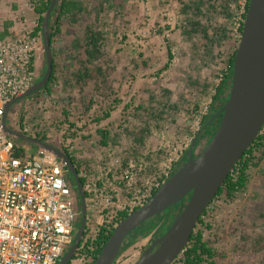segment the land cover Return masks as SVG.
Returning <instances> with one entry per match:
<instances>
[{
	"label": "rangeland",
	"instance_id": "obj_1",
	"mask_svg": "<svg viewBox=\"0 0 264 264\" xmlns=\"http://www.w3.org/2000/svg\"><path fill=\"white\" fill-rule=\"evenodd\" d=\"M38 1L0 0V12L3 15L1 19L9 15L8 18L12 22H19L23 17L29 19L38 16L33 9ZM72 1L75 5L71 11L61 15L60 29L53 36L50 46L55 63L52 81L47 89L41 88L13 102L5 116L6 125L18 132L23 125L33 134L35 130H41L46 142L60 149L66 148L74 157V165L78 170L82 169L90 175H98L99 171L102 172L107 166L118 170L124 167L129 159H133L145 164V169L138 177L148 176L159 170L149 168L154 159H161L164 166L171 149L184 148L200 129L201 122H194L191 117L189 124L174 121L164 123L162 134L158 136L153 133L149 127H155L157 124L148 123L144 118L150 106L147 102L154 100L147 99L149 93L143 95L142 92L141 97L139 90H136L139 82L142 84L140 80L143 78V85L153 91L161 89L165 78L167 79V65L164 64L169 62L171 54L173 62L179 59L178 55L176 56V37L180 31L178 25L180 20H187V10L182 6L194 0H150L159 4L153 7L149 0L150 3L147 4H144L143 0H110L114 2L112 5H108L107 0ZM228 1L195 0V3L203 8L199 7L198 15L207 22L209 30L219 27L224 33L225 43L221 39L219 48L222 53L225 46L226 59L238 45V38L232 30L233 11L228 8ZM58 2L55 6H58ZM87 27H92L101 39L98 42L100 56L93 59L86 70L90 77L75 75L76 77L67 79L71 70H77L76 74L85 73V65L81 64L80 60L85 59L86 55L80 43L77 44L78 56H75V52H72L70 57L61 56L58 50L62 43L60 37L65 34L84 37ZM152 35H157L166 47L150 46L149 43L146 45L145 42H149ZM139 40L141 43H138ZM140 50L152 52L160 63V66H156L153 61L150 71L142 72L143 78L139 77L140 69L137 67L146 61V57L144 53L139 56ZM147 63L152 64L151 60L146 61ZM44 64L43 53L40 75H43ZM170 64L171 61L168 66H171ZM113 96H117L121 101L113 109L115 111L111 117L102 119L105 111H112L109 99ZM123 100L127 102L125 111L121 108ZM139 106L144 107L140 109ZM181 127H188L187 132L183 133ZM210 127L201 130L194 153L200 152L201 142L208 135ZM103 132L106 135V145L100 143ZM187 136L190 138L186 139ZM13 140L21 142L20 139ZM20 144L32 154L37 151V147L34 149L32 144ZM64 176L75 188L68 169H65ZM75 201L78 207L75 222L77 228L80 222V199L77 192ZM84 202L86 222L83 236L87 237L95 233L105 215L98 217L102 212L89 207L86 195ZM180 206H170L131 231L130 236L135 238L134 243L127 245L118 254L115 264H134L154 240L155 233L165 228ZM203 219L211 223L209 229H204V238L221 254L216 258L215 264H264V154L257 160V164L250 168L246 188L237 192L231 199H213ZM200 227L201 225H198L195 230ZM180 257L178 254L173 264H179ZM70 260L74 264L80 263L78 257L72 256Z\"/></svg>",
	"mask_w": 264,
	"mask_h": 264
},
{
	"label": "built area",
	"instance_id": "obj_2",
	"mask_svg": "<svg viewBox=\"0 0 264 264\" xmlns=\"http://www.w3.org/2000/svg\"><path fill=\"white\" fill-rule=\"evenodd\" d=\"M247 3L227 2L233 11L232 30L238 41ZM38 20V16L23 17L16 35L0 37V264H58L76 230L75 191L64 176L65 165L51 152L37 148L32 154L14 143L2 124L7 113L5 104L37 80L36 53L42 47L41 31H35ZM207 108L204 106L198 115L205 114ZM19 132L28 135L29 128L23 125ZM256 135H264V122ZM240 158L228 172L232 180L241 165ZM179 162V156L170 157L159 170L142 177L138 175L145 164L133 159L118 170L107 166L96 176L82 169L77 174L89 207L102 212L98 215L102 218L118 212L128 214L144 205ZM121 191L124 198L118 197ZM73 257H78L79 264H92L95 259L76 250ZM66 264L74 263L69 260Z\"/></svg>",
	"mask_w": 264,
	"mask_h": 264
},
{
	"label": "water",
	"instance_id": "obj_3",
	"mask_svg": "<svg viewBox=\"0 0 264 264\" xmlns=\"http://www.w3.org/2000/svg\"><path fill=\"white\" fill-rule=\"evenodd\" d=\"M57 2L58 0H49L41 20V39L45 58L43 75L22 94L7 102L4 106L5 113L13 102L37 92L49 80L52 54L48 20ZM218 112H221V117L217 128L205 146L198 154H194L198 131L191 140L186 160L144 205L118 220L92 264H112L119 254L125 237L131 231L187 195V200L165 232L146 247L134 264H170L188 242L201 213L264 122V0H248L240 38L232 59L230 89L226 101ZM2 124L4 131L12 139H20L56 155L73 177L75 190L80 199V222L71 246L58 261V264H66L81 242L86 222L84 194L77 169L60 148L40 138L9 128L5 122V114Z\"/></svg>",
	"mask_w": 264,
	"mask_h": 264
},
{
	"label": "crops",
	"instance_id": "obj_4",
	"mask_svg": "<svg viewBox=\"0 0 264 264\" xmlns=\"http://www.w3.org/2000/svg\"><path fill=\"white\" fill-rule=\"evenodd\" d=\"M150 2H148V0H143L144 4ZM154 2L155 3H150L151 7L159 5L157 1ZM113 3L114 2H111L109 0L108 5H112ZM199 7L203 9L202 6H199L197 3H195V0L189 2L184 7L182 6L183 9L187 10V20H184V22L180 20L178 25L180 34L178 33V37H176V56L178 55L179 59L173 62V56L171 54L169 62L166 66L167 71L165 75L167 79L164 77L165 81L163 82L161 89L153 91V89H150L147 85H143L144 74L142 73L145 71H150V68L153 67V61L155 62L156 66H160L159 59H156V56H154L152 52H142L141 50L139 52V56L144 53V56L146 57L145 60H151L152 64H146L145 61L137 67L138 70L140 69L139 71L137 70L140 73L139 77L143 79L140 80L142 81V84L139 82V86L136 90H139L138 92L141 93V97L142 92L143 95H147L149 93L150 97L148 96L147 99L151 98L152 100H154V102H147L150 106L146 111L144 119H147L146 121L148 123L150 122L153 124H157L155 125V127L152 126L149 128L158 136L160 133L162 134V124L164 123H171L174 121L177 123L186 122L189 124L191 121V117L192 119L194 118V122L200 123L204 117V114L198 115L199 111L204 106L209 107L212 95L215 92V87L221 80V78L217 77V75L222 76V74L226 70V48L224 46L222 53L219 48L221 39L224 40L223 37L225 35L222 31H220L219 27L209 30L207 22L200 19V16L198 15ZM7 13L8 12H6V14ZM8 16L9 15L1 19L3 15L0 12V37H11L19 32V22H16L15 20L14 22H12L11 19L8 18ZM4 26L7 27L3 28ZM82 38L83 37L80 38L78 36L69 34L62 35L60 37L62 42L60 43L61 46H58V50L61 52V56L70 57V54L72 52H75V56H78L79 48H77V44H80L82 42ZM123 41L125 42V39ZM150 41H146L145 44L147 45V43H149L150 46L160 48H162L163 46L166 47L165 44H162V41L158 38L157 35H152ZM138 43H141L140 40L138 41ZM43 53L44 51L42 46L36 53V66L38 74H40L41 72ZM128 57H130V55ZM170 61L171 66H168ZM164 65H166V63ZM76 71L77 70H71L70 72H68L67 79H71L72 76L77 75ZM107 85H109L108 81ZM150 90L153 92H151ZM160 90L162 91L159 92ZM106 96L108 97L110 95ZM88 102L90 103V101ZM126 103L127 102L123 100L121 108L123 107L124 111L127 108ZM88 107H90V104H88ZM139 107L141 109L144 106ZM114 111L115 110L110 111L107 118L111 117L114 114ZM180 129L183 131V133H185L187 132L188 127H181ZM188 138H190V136L186 137V139ZM190 143L191 141L187 145H185L184 148H173V150H171L169 154L170 156L167 158V161L170 157L174 158L175 156H179L181 161L185 156H187V150ZM35 147L36 146H33L34 149ZM151 165L152 166H149L150 169L157 170L163 166V161L161 159L157 161L154 159V163H152ZM118 197L124 198L125 195L121 191V194Z\"/></svg>",
	"mask_w": 264,
	"mask_h": 264
},
{
	"label": "trees",
	"instance_id": "obj_5",
	"mask_svg": "<svg viewBox=\"0 0 264 264\" xmlns=\"http://www.w3.org/2000/svg\"><path fill=\"white\" fill-rule=\"evenodd\" d=\"M58 1H59L58 6L54 7L53 11L51 12V14L49 16V20H48L50 46L52 43L53 36L60 29L59 28V19H60L61 15L66 11H71L75 5V2L72 0H58ZM108 2H109V0H107V3ZM48 4H49V0H39L34 5L33 9L36 13H38V16H39L38 26L35 28V31H41V20H42V17H43V15H44L47 7H48ZM100 4L102 6L101 2H100ZM99 41H101V39H99L98 33L95 30H93L92 27H87V29L85 30V35H84L83 40L81 42L82 47H83V52L85 53L86 58L80 60V63L84 64L85 65L84 68H86V69H85V73L79 72L77 74L79 77H83V76L90 77L91 76L90 74L88 75V72L86 70L89 67L90 62L93 59L100 56L99 50H98V48H99L98 42ZM235 50H236V48H234L232 50V52L229 54V56L225 60L226 61V70L222 74L221 80L216 85L215 92L212 95V99H211L210 105L208 107V110L204 114L203 119L201 120L200 129L198 130L199 134L196 138L195 146L198 144L197 140L201 136L200 135L201 130L205 127L211 126L208 133H207L208 135H206L203 138L204 140L201 142V144H202L201 149L205 146V144L209 140L212 133L216 130L218 122L220 120L221 112H218V111L220 110V108L222 107L224 102L226 101L227 96H228V92L230 89L232 59H233V55H234ZM168 53H169V49H168ZM44 62H45V58H44ZM54 67H55L54 57L52 56L51 74H50V77H49L47 84L42 89H47L49 86V83L52 81L53 75H54V72H53ZM41 77H42V74L41 75L38 74L36 81H38ZM120 101H121V99H119L117 96L111 97L109 99V102L111 103L110 109L113 110L115 107H117L118 103ZM109 112H110V110L105 111V113L103 114V116H101V118L106 119L109 116ZM71 124L72 123H69V125H71ZM35 131L36 132L34 134L29 132L28 135L36 137V138H40L43 141H45V135H43V133L40 132L41 130H35ZM13 141L16 144H20L23 142V141L16 142L15 140H13ZM100 143L102 145H106V135L104 134V132L101 134ZM18 150L21 151V148ZM61 150L66 155H68V157L75 164L74 157L67 151V149L61 148ZM246 153H247V156H245ZM194 154H196V153H194ZM263 154H264V135H256L255 138L253 139V141L249 144V146L243 152L242 157L240 158L241 165L237 170L235 180H232L230 178V176L228 175L226 177V179L224 180V182L222 183V185L217 190L213 199H216L217 197L218 198L223 197L225 199H231L232 197H234V195L237 192L243 191L246 188L247 182L249 180L250 168L254 167L257 164V160H259L261 158V156H263ZM186 158H187V156H185L176 165V167L174 168V171L179 168V166L186 160ZM75 167H76L77 172H78V168L76 165H75ZM80 182L82 183V180ZM73 189L76 193L75 188H73ZM187 198H188V195L186 197H184L178 203L174 204L175 207H177L178 205H181V206L175 210V214L171 218V221L165 226V228L162 229L160 232L155 233L154 239L156 237L160 236L163 232H165V230L168 228V226L170 225V223L172 222L174 217L181 210V208L184 205ZM207 208L208 207H205V209L201 213L196 224L194 225V228L190 234L188 242L186 243V245L184 246V248L180 252L181 257L179 258V264H215L216 258L221 255L209 243V241L206 238H204V229L206 230V229H209L211 227L210 221L206 222L203 219L205 214L207 213ZM125 215H126V213H123V212L105 215V218L102 221V223L97 226L95 233L91 236H87L85 239L84 238L81 239V242L78 244V246L76 248V252H81L82 254H85V255H88V256L95 258L98 255V253L100 252L103 245L105 244V242H106L107 238L109 237L114 225L118 222V220H120ZM198 225H201V227L199 229L195 230V228ZM130 234L131 233H129L125 237V239H124L125 242H123L122 246L120 247L119 253L121 251H123V249L127 245L134 243L133 240L135 238L133 237V235L131 237ZM74 238H75V232L73 233V240H74ZM174 261H175V259L171 262V264H173Z\"/></svg>",
	"mask_w": 264,
	"mask_h": 264
},
{
	"label": "flooded vegetation",
	"instance_id": "obj_6",
	"mask_svg": "<svg viewBox=\"0 0 264 264\" xmlns=\"http://www.w3.org/2000/svg\"><path fill=\"white\" fill-rule=\"evenodd\" d=\"M83 237H84V236H83ZM83 237H82V238H83Z\"/></svg>",
	"mask_w": 264,
	"mask_h": 264
}]
</instances>
